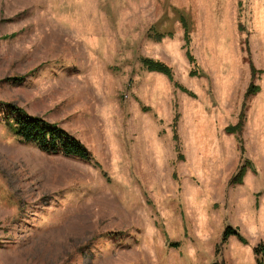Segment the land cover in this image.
<instances>
[{"label": "rangeland", "instance_id": "1", "mask_svg": "<svg viewBox=\"0 0 264 264\" xmlns=\"http://www.w3.org/2000/svg\"><path fill=\"white\" fill-rule=\"evenodd\" d=\"M19 114L95 161L23 141ZM260 192L264 0H0V264H256Z\"/></svg>", "mask_w": 264, "mask_h": 264}, {"label": "trees", "instance_id": "2", "mask_svg": "<svg viewBox=\"0 0 264 264\" xmlns=\"http://www.w3.org/2000/svg\"><path fill=\"white\" fill-rule=\"evenodd\" d=\"M182 25L185 28V39L187 40V44L185 46L187 52L186 55L191 65L194 68H197L196 61L191 55L189 44H190V32L187 28L186 20H182ZM142 64L148 72H155L162 75H165L170 79V81H174V76L172 74L171 69L163 64V63H156L150 59H143ZM192 77L201 76L197 70H192L191 74ZM185 93L194 96L191 92L186 89H183ZM260 91V87H250V92L247 93L246 98L256 95ZM246 109L242 112L241 121L240 123L234 128L226 129L228 134H235L240 135L243 129V126L246 122ZM16 111V110H15ZM14 113V112H13ZM6 120H9L11 117L6 116ZM10 124L13 125L14 131L16 135L21 138L23 141L27 143H34L36 144L41 151L50 154V155H61L63 157H71V158H78L86 162H94V157L91 152L82 144L80 140H78L75 136H71L67 132L54 127L51 124H48L46 121L42 119H31V118H24L21 114L17 118L12 119ZM176 132V128H175ZM175 140L177 141L176 144V151L179 154L180 160H183V156L180 151V145L178 141L177 135L174 136ZM97 164V163H96ZM251 166L243 165L238 170L237 174L234 176L231 184L233 185H241L243 184L244 177L250 169ZM236 236L244 245L248 244L247 240L239 233L238 231L234 230L231 227H228L224 233L223 241L220 245H223L227 242V240L232 237ZM220 249H217L216 254H219ZM254 254L256 256L257 264H264V242L259 244L254 249Z\"/></svg>", "mask_w": 264, "mask_h": 264}, {"label": "crops", "instance_id": "3", "mask_svg": "<svg viewBox=\"0 0 264 264\" xmlns=\"http://www.w3.org/2000/svg\"><path fill=\"white\" fill-rule=\"evenodd\" d=\"M251 169V168H250ZM250 169H248V171H247V173H246V175H245V177H244V181H243V184L245 183V184H247L246 182H247V180L249 179V178H253V176H256V174H258L256 171H253L252 170V172L251 171H249ZM243 184H241V185H243ZM249 184V183H248ZM237 186V185H236ZM240 186V185H239ZM257 194V196H263L264 194H262L261 192L260 193H256ZM243 244V243H242ZM246 245H248V244H246ZM253 252H254V250H253ZM255 263L257 264V260H256V256H255Z\"/></svg>", "mask_w": 264, "mask_h": 264}]
</instances>
